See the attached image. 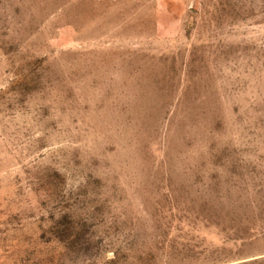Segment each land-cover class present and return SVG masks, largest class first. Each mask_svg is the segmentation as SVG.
<instances>
[{
    "label": "rangeland",
    "instance_id": "374dc122",
    "mask_svg": "<svg viewBox=\"0 0 264 264\" xmlns=\"http://www.w3.org/2000/svg\"><path fill=\"white\" fill-rule=\"evenodd\" d=\"M0 264H264V0H0Z\"/></svg>",
    "mask_w": 264,
    "mask_h": 264
}]
</instances>
